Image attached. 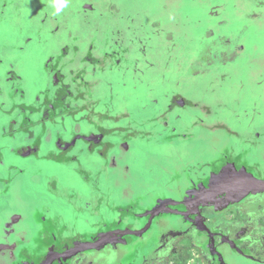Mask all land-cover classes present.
Listing matches in <instances>:
<instances>
[{
  "label": "rangeland",
  "instance_id": "374dc122",
  "mask_svg": "<svg viewBox=\"0 0 264 264\" xmlns=\"http://www.w3.org/2000/svg\"><path fill=\"white\" fill-rule=\"evenodd\" d=\"M114 52L123 61L111 67L104 55ZM90 53L102 66L88 61ZM56 60L74 93L92 88L100 115L87 119L109 129L121 119L135 139L103 180L92 156L89 172L50 156L51 139L93 129L84 100L74 115L45 118ZM175 93L197 106L169 110ZM257 132L264 137V0H0V264L25 245L23 230L36 231L35 216L68 218L70 206L102 198L110 214L130 185L128 200L148 191L178 196L173 175L198 171L225 148L245 149L257 166L264 138L249 139ZM38 141V155L19 154ZM191 264L202 262L192 254Z\"/></svg>",
  "mask_w": 264,
  "mask_h": 264
},
{
  "label": "flooded vegetation",
  "instance_id": "af4514ba",
  "mask_svg": "<svg viewBox=\"0 0 264 264\" xmlns=\"http://www.w3.org/2000/svg\"><path fill=\"white\" fill-rule=\"evenodd\" d=\"M91 5L88 2L86 12L93 10ZM119 55V52L106 53L104 58L114 63L110 65L114 67L123 61L118 60ZM86 58L101 66L104 62L92 53ZM56 63L50 66L55 90L45 103V118L52 119L59 112L74 115L80 110L77 100L85 101L82 105L85 120L91 118V113L100 115L92 88L74 93L73 85L67 83L64 66L60 67L58 60ZM80 78L82 85L89 87L90 83L83 76ZM187 106L196 107L197 104L181 93L172 95L167 104L169 110ZM88 122L93 127L89 132H74L69 138L51 139L56 150L50 156L61 163H81L83 172L92 171L94 165H89L87 159L92 156L98 159L100 180L104 173L120 168L121 159L125 161L124 155L135 139L133 135L126 136L130 128L121 124V119H117L111 129ZM113 133L115 139H110ZM118 133H123L122 139ZM254 134L249 139L264 138L259 132ZM252 144L255 147L261 143ZM40 149L38 141L23 145L19 154L38 155ZM261 150L262 147L257 158L264 160V150ZM73 152L84 157L82 162L80 156L72 155ZM232 152L225 148L216 159L207 162L206 167L182 171V176L173 175L170 185L176 187L178 183L182 188L178 196L168 198L151 195L148 191L128 200L130 185L121 197L123 205L111 203L112 216L103 211L105 198L95 199L97 204L93 206L89 197L86 205L70 206L68 218L60 212L50 220L35 216L36 231H22L27 242L10 264H184L187 249L202 264H264V162L260 160V164L254 166V160H247L245 149ZM225 172L240 175L232 182L220 184L218 178ZM95 186L96 194L100 193V183ZM50 193L58 194L53 190ZM80 219L85 222L84 229L78 225ZM191 256L186 264H191Z\"/></svg>",
  "mask_w": 264,
  "mask_h": 264
},
{
  "label": "snow or ice",
  "instance_id": "6c2138e0",
  "mask_svg": "<svg viewBox=\"0 0 264 264\" xmlns=\"http://www.w3.org/2000/svg\"><path fill=\"white\" fill-rule=\"evenodd\" d=\"M240 174H236L233 172H225L224 175H222L221 177L218 178V181L220 184H227L229 182H232L236 179H238Z\"/></svg>",
  "mask_w": 264,
  "mask_h": 264
},
{
  "label": "trees",
  "instance_id": "16d2710c",
  "mask_svg": "<svg viewBox=\"0 0 264 264\" xmlns=\"http://www.w3.org/2000/svg\"><path fill=\"white\" fill-rule=\"evenodd\" d=\"M190 256H191V254H190V252L187 249L186 252H185V261H184V264L187 263V260L190 258Z\"/></svg>",
  "mask_w": 264,
  "mask_h": 264
}]
</instances>
